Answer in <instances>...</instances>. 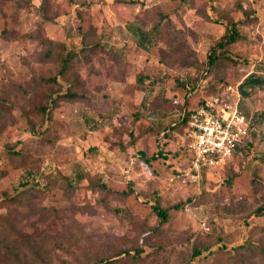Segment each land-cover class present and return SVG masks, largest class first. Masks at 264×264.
Listing matches in <instances>:
<instances>
[{
    "label": "rangeland",
    "instance_id": "rangeland-1",
    "mask_svg": "<svg viewBox=\"0 0 264 264\" xmlns=\"http://www.w3.org/2000/svg\"><path fill=\"white\" fill-rule=\"evenodd\" d=\"M231 23L241 38L210 67ZM252 73L264 0L0 1V264H264V88L239 92ZM212 96L251 124L198 187L170 126Z\"/></svg>",
    "mask_w": 264,
    "mask_h": 264
},
{
    "label": "built area",
    "instance_id": "built-area-1",
    "mask_svg": "<svg viewBox=\"0 0 264 264\" xmlns=\"http://www.w3.org/2000/svg\"><path fill=\"white\" fill-rule=\"evenodd\" d=\"M249 130L238 102L220 96L204 99L191 111L184 131L189 165L180 180L200 187L207 171L224 167L233 158Z\"/></svg>",
    "mask_w": 264,
    "mask_h": 264
},
{
    "label": "trees",
    "instance_id": "trees-1",
    "mask_svg": "<svg viewBox=\"0 0 264 264\" xmlns=\"http://www.w3.org/2000/svg\"><path fill=\"white\" fill-rule=\"evenodd\" d=\"M0 1H5V0H0ZM247 12V11H245ZM246 14V18L249 20V19H252L253 17L250 16V14L247 12L245 13ZM147 37V35H144L143 36V39H145ZM241 38V35L239 33V30L237 28V25L235 23H231L230 26H228L226 28V31L224 32V34L222 35L221 39L219 41H217V43L212 47V51L209 55V66H213L215 64V62L220 58L222 57V52H218V48L220 49H224L225 47L239 41ZM84 48V47H83ZM77 54V51H69L67 57L65 59H63L62 61V67H61V73H64L70 63L72 62V60L74 59V57L76 56ZM209 70V67L207 68V71L206 73L208 72ZM255 88H264V79L259 76V75H256L254 73L250 74L249 76H247L242 82L241 84L239 85V92L241 93V95L243 97H247L249 95V90H253ZM66 98H74V94L72 93H66L65 95ZM204 101V100H203ZM179 104V103H178ZM176 104V106L178 105ZM183 108H175L177 111H179V113H181V116L178 120L177 123H175L172 126H170V128H181L183 129V132L185 131V128L187 127V122H188V119H189V116H190V113H191V110H187V108L185 107V105L182 106ZM40 110L45 113L46 112V107H43L41 106ZM246 115V114H245ZM247 117V116H246ZM248 119V117H247ZM249 120V119H248ZM250 122V121H249ZM251 124V123H250ZM168 134V133H165V135ZM245 143V142H244ZM244 144L242 146H240L238 148V150L236 151L235 155L233 157L236 156V154L242 150ZM185 150H186V142H185ZM187 152V150H186ZM233 159V158H232ZM231 160V159H230ZM229 163V161H228ZM227 163V164H228ZM226 164V165H227ZM225 165V166H226ZM104 188H106V186H103ZM155 210L158 214V216L163 220V221H166L168 219V214L165 210L161 209V208H158V207H155ZM262 212H264V207H260L257 209L256 213L258 214H261ZM12 252V251H11ZM200 254V252L198 251H195L193 256L196 257Z\"/></svg>",
    "mask_w": 264,
    "mask_h": 264
}]
</instances>
